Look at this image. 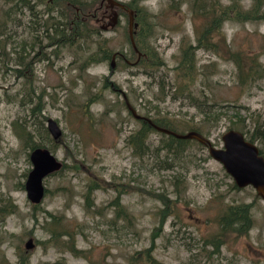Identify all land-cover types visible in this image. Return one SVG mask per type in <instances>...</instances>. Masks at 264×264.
<instances>
[{
	"label": "rangeland",
	"instance_id": "rangeland-1",
	"mask_svg": "<svg viewBox=\"0 0 264 264\" xmlns=\"http://www.w3.org/2000/svg\"><path fill=\"white\" fill-rule=\"evenodd\" d=\"M170 1L177 0L143 1L153 12L162 10L154 18L157 31L149 42L165 62L147 71L136 64L139 58L133 62L129 51L126 13L118 9L120 24L109 27L107 0L95 12L98 0L87 3L94 12L89 29L100 26L99 35L69 46L55 45L46 36L56 38L54 28L44 33L49 17L43 8L50 9L45 2L29 0L21 6L19 0H0V24L5 22L0 32V264H143L146 249L163 264H264V201L253 187L235 188L223 166L195 139H187L182 151L172 143L167 152L163 143L171 140L154 131L148 142L158 151L144 155H133L126 143L140 122L119 89L139 114L170 119L177 132H187L201 118L193 107L170 97L182 38L194 45L199 24L189 5L167 9ZM220 2L238 3L251 17L222 23L221 34L211 37L219 55L210 47L195 52L193 92L199 94L203 87L228 99L229 107L221 111L225 114L207 135L217 147L222 134L233 128L229 119L242 116L251 126L258 119L264 129V77L256 78L250 89L241 88L235 64L222 46L225 38L228 48L264 66V0ZM256 4L262 5L253 13ZM98 44L132 61L117 58L113 68L110 58L87 62ZM85 61L89 65L83 68ZM49 118L61 130L57 139L47 130ZM256 144L264 151V141ZM33 147L48 148L63 163L43 180L45 195L39 204L28 200L24 188ZM163 162L171 168H163ZM234 204L250 205L247 234L219 227V217ZM67 232L72 237L60 234ZM222 233L216 250L211 241ZM28 239L34 244L29 249ZM70 239L75 246L64 243Z\"/></svg>",
	"mask_w": 264,
	"mask_h": 264
},
{
	"label": "trees",
	"instance_id": "trees-1",
	"mask_svg": "<svg viewBox=\"0 0 264 264\" xmlns=\"http://www.w3.org/2000/svg\"><path fill=\"white\" fill-rule=\"evenodd\" d=\"M19 1H21L22 4H26L29 2V0ZM54 1L57 3H55ZM102 1L103 0H98V4L94 9V12L101 9ZM143 1L145 0H123L121 2H123L126 7L131 8L134 12V22L136 23V27L134 28V41L136 49L141 55L139 57V60L136 62L138 53L133 50L127 33L126 41L128 43L130 53L134 56L133 62H136L137 65H141L148 71L158 68L161 65H165V62L158 55L155 47L149 42V38L153 37L157 31L158 25L154 22V18H157L158 14L161 13L162 10L160 12H153L143 4ZM39 2H45V4L47 5L51 3L54 5H58L59 3V9H55V12H57L58 14L59 10H61V5H64L63 24H60L61 16L59 19L57 18V22L53 21V17H49L47 20V26H51L52 28H54V33H56V38L54 37L55 34H50V38L55 45L59 46L61 45V43L63 46L82 44L89 38V35H99L101 29L100 26L94 27L93 30H90L88 26V23H91V18L93 19L94 13L93 12L91 14V11L87 7L88 0H39ZM183 5L190 6L193 19L194 21L199 20V24L196 28V43L194 45L191 44L187 38H182V42H184V44H181L180 57L177 61V65L173 68V80L170 82V84L172 85L170 89V97L174 101H181L183 104L193 107L201 115L199 122L190 126V130L188 131H197L207 136L211 129L210 125L218 124L222 116L225 114L221 111L229 107V104H226V101H228V99L217 97L215 93H207L203 87L199 88V94H195L193 92V86L196 83V75L198 74V65L197 59L195 57V52L197 48L207 49L210 47V50H212L216 55H219L217 42L215 39H213L211 42V37L214 33H217V35L221 34L222 23L228 20H237L241 18L247 19L251 16L246 12H242L240 4H223L222 2H220V0H177L174 4L172 3V1H170L166 4V8H174L178 11ZM260 5L262 4H256L253 7V13L255 12L254 8H258ZM119 10L124 11L127 15V12L125 10ZM70 11H72V13ZM254 17L255 16L253 14V18ZM119 24L120 19L117 22V25ZM4 25L5 22L3 24H0V32H2L1 30L4 28ZM61 29H64L63 38ZM224 40L225 38H223L222 46L226 49V52L228 53L230 59L233 61L236 67V84H238L243 89H250L253 85V81L256 78L261 76L264 77V66L258 61L253 63L252 58H247L246 55H242L239 51H234L228 48V44L225 42L226 40ZM106 47L107 46L104 44H98L94 53H89V55L87 56L89 57L87 59V62H102L109 58L111 59L112 54L115 52L123 54V56L121 57H124V60H130V62L132 61L130 58L128 59L124 53L120 51H114L112 49L109 50ZM87 62H84V66H82L83 68L89 65ZM163 83V80H159V85L162 92H164ZM165 97L166 94H164V97L160 99H164ZM151 119L155 124L177 132L173 121H171L170 119ZM137 120L140 122L139 127L126 138V143L132 148V154L144 155L148 154L151 150L157 152V148L155 149L154 146H150L148 142L150 133L157 130L150 126L146 121L142 119ZM229 121L231 127L243 132L245 137L251 142L257 143V141H264V129L258 119L253 120V126H251L249 123H245V119L242 118V116H238L237 119H229ZM251 129H253V131L250 135L249 133ZM205 131L207 133H205ZM160 134H165L168 139L171 140V143H168L166 145L165 143H163V149H165V147L167 149H171L172 143L177 146V148L175 149L176 151H182L185 149L187 145V139H179L163 132H160ZM198 144L201 146L203 145L199 142ZM259 150L260 153L264 156V151L260 147ZM166 151L169 152V150ZM162 167L165 169H169L171 168V164H169L168 162H163ZM234 187L236 188L237 186L234 185ZM85 199L88 203L89 196L87 195ZM167 209L169 208L167 207ZM161 213H163V215L166 214L164 210H161ZM116 216L118 217L119 214L117 213ZM218 224L221 229H232L239 235L247 234L252 224V218L250 217V205H229L225 209V214L219 217ZM60 234L61 236L66 235L72 237V234H70L69 232ZM223 235L224 233L218 234V236L214 237V241H211L215 245L214 248L216 250L218 249L219 244L222 242L221 238L223 237ZM51 237L56 236L52 234ZM64 243H70L71 246H75L71 239L68 242L64 241ZM141 262H143V264H163L152 255L151 249L145 250L144 259ZM58 263L61 264V262H57V264ZM20 264L27 263L24 262V260H21ZM133 264L138 263L134 261Z\"/></svg>",
	"mask_w": 264,
	"mask_h": 264
},
{
	"label": "water",
	"instance_id": "water-1",
	"mask_svg": "<svg viewBox=\"0 0 264 264\" xmlns=\"http://www.w3.org/2000/svg\"><path fill=\"white\" fill-rule=\"evenodd\" d=\"M107 2L111 9L108 21L109 27H115L117 25L119 20L118 9H123L127 12L128 39L132 48L137 51L134 41V28L136 27V23L134 22L133 10L126 7L120 0H107ZM107 27L102 26V29L104 30ZM137 53L139 58L141 54L138 51ZM113 54L123 56L119 52ZM114 60V58H111V61L114 62ZM110 67L113 68L112 62L110 63ZM118 91H120L125 105L134 119L146 121L159 132L172 135L179 139H195L205 145L211 158L223 166L238 188L251 186L264 201V156L260 153L257 144L248 140L243 132L237 129L225 131L221 136L222 145L217 147L213 145L209 137L197 131L191 130L185 133H179L155 124L151 118L143 116L135 110L123 90L119 89ZM47 129L54 139H57L61 135V130L56 121L51 118L47 120ZM29 159L32 167L27 174L24 188L28 200L33 204H39L45 195L43 180L54 172L59 171L63 163L46 147L33 148L29 154ZM33 245L32 239H28L25 243L27 249L32 248Z\"/></svg>",
	"mask_w": 264,
	"mask_h": 264
},
{
	"label": "flooded vegetation",
	"instance_id": "flooded-vegetation-1",
	"mask_svg": "<svg viewBox=\"0 0 264 264\" xmlns=\"http://www.w3.org/2000/svg\"><path fill=\"white\" fill-rule=\"evenodd\" d=\"M50 1H52V0H50ZM19 5H21V6H28V5H26V4H19ZM39 5H41V3H39ZM47 5V4H46ZM50 9H46L45 10V8H43V10L44 11H46V16H48V17H53V21H54V17L56 16V12H55V8H54V5L51 3L50 5H47ZM34 9V8H33ZM61 10H59V14H58V19L60 18V16H61V23L60 24H63V21H64V5H61V8H60ZM40 14V13H39ZM39 14L38 13H36L35 14V16L37 17V19H38V16H39ZM37 23V26H41L42 25V23L40 24L38 21L36 22ZM43 27H44V29H43V31H44V33L46 32V31H48V30H50V29H53L51 26H45L44 24L42 25ZM60 26V25H59ZM62 31H61V34H62V38L64 37V29H61ZM47 37H49L50 38V35L49 34H47L46 35ZM51 39V38H50ZM111 58H114L115 60H114V62H116V59L117 58H122L120 55H118V54H113L112 56H111ZM112 63H114L113 61H111ZM128 62V61H127ZM48 130V129H47Z\"/></svg>",
	"mask_w": 264,
	"mask_h": 264
}]
</instances>
